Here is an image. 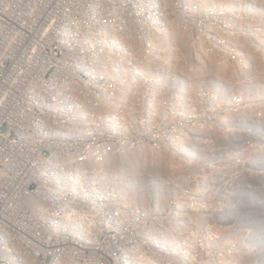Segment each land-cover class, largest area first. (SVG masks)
I'll list each match as a JSON object with an SVG mask.
<instances>
[{
	"label": "rangeland",
	"instance_id": "1",
	"mask_svg": "<svg viewBox=\"0 0 264 264\" xmlns=\"http://www.w3.org/2000/svg\"><path fill=\"white\" fill-rule=\"evenodd\" d=\"M208 1L213 0L154 2L162 16L140 18L139 34L130 37L138 44L127 50L130 58L147 57L152 63L134 75L128 73L131 64L123 67L129 94L140 96L108 101V108L114 101L126 128L120 127L119 138L105 141L111 154L140 150L150 158L151 165L137 170L140 199L150 179L165 188L145 196L144 204L120 201L124 207L117 217L113 202L119 195L107 194L105 259L95 264H264V231L259 236L264 227V125L251 131L250 115L243 114L255 106L264 115V79L253 75L249 58L251 52L264 57V31L259 30L264 12H258L260 24L255 22L252 30V7L244 0L238 10L232 0ZM259 5L264 9V2ZM180 9L188 15H178ZM171 29L178 36H171ZM227 37L245 39L250 49L241 50ZM230 108H238L242 119L227 117ZM117 171L107 165L110 175L119 174L121 189H127ZM160 194L164 205L158 202ZM254 197L263 205L252 210L245 200Z\"/></svg>",
	"mask_w": 264,
	"mask_h": 264
},
{
	"label": "built area",
	"instance_id": "2",
	"mask_svg": "<svg viewBox=\"0 0 264 264\" xmlns=\"http://www.w3.org/2000/svg\"><path fill=\"white\" fill-rule=\"evenodd\" d=\"M160 1L200 0H0V264L105 259L107 194L117 217L125 190L108 182L105 140L120 132L113 114L80 112L123 93L139 61L127 43Z\"/></svg>",
	"mask_w": 264,
	"mask_h": 264
},
{
	"label": "bare ground",
	"instance_id": "3",
	"mask_svg": "<svg viewBox=\"0 0 264 264\" xmlns=\"http://www.w3.org/2000/svg\"><path fill=\"white\" fill-rule=\"evenodd\" d=\"M203 1V0H202ZM215 1H218V0H213V1H208V2H215ZM229 1V0H228ZM231 1V0H230ZM234 1L235 4H237V10L240 9V5L239 3L243 0H232ZM206 2V1H205ZM227 2V1H226ZM245 2H247L251 7H252V13L251 14V17L253 18L249 23L251 24L252 26V30H253V24L256 22L257 24H260V20H258V12H264V9H262V6L259 5L257 8L255 7L256 5L260 4V2H264V0H245ZM244 22V21H243ZM246 23V22H244ZM246 26V25H245ZM260 26H257V28H259ZM260 31H264V28H261L259 29ZM164 31V30H163ZM171 36L173 37H176L178 36V31H176L175 29H171ZM251 33H254V31H252ZM152 32L151 33H145V38L148 39V40H151L152 39V36H151ZM165 36V35H164ZM164 36H162L164 39ZM170 36V38H171ZM166 38V37H165ZM170 38H166L167 40L170 39ZM161 39V38H160ZM166 39H164L166 41ZM147 40V42H149ZM230 41V42H235V39L234 38H228L227 37V41ZM136 41V40H135ZM133 41L131 43V45L133 46H137V42ZM161 43H164V41ZM236 43V47L238 48H241V50H245V51H248L250 49V47L247 45V41L245 39H240L238 42H235ZM132 47H128V50H131ZM152 50V48L150 49ZM144 54L148 55L146 53V51H143ZM253 53V54H252ZM256 53L254 52H251V56L249 58H251L252 60V64L251 65V72L254 73L253 75L256 76V77H260L261 79H264V67L262 68V66H264V57H258V56H255ZM139 61L138 62H134L133 63V67L132 69L130 68V70L128 71V73H131L132 74V71H143L146 66L150 65L151 62H149V58L147 57H139L138 59ZM203 60V59H202ZM158 61H156L155 63H157ZM203 63V62H202ZM205 63V61H204ZM262 65V66H261ZM253 66L255 68L256 71L253 70ZM258 66H260L261 68L258 69ZM261 70V71H260ZM258 71L260 73H258ZM232 74V73H231ZM237 71L234 70V73H233V76H237ZM244 75H247V71H245V74ZM123 76V75H122ZM125 77V75H124ZM217 77V79L215 80H219V77L218 75L216 76L215 75V78ZM215 85H217L216 81H213ZM130 83L122 80L121 81V87H122V90H123V93L120 94V95H117L116 98H117V102H118V98L121 97V98H125L126 95H131V96H140V93L136 92L135 94H129L128 92V88H130ZM251 88V91L255 90L254 89V86H250ZM255 88H258L260 90V85H256ZM137 89V87L135 88V90ZM259 92V91H258ZM121 93V92H120ZM113 99V98H111ZM110 100V99H109ZM247 100V99H246ZM253 100V99H252ZM255 101V100H254ZM111 105L109 108H107L106 110L104 111H101L100 108V104L95 102V103H90V104H83V108L80 112V116L83 118V119H86L88 116H90V123L93 124L96 120H101L104 118V121L105 122H108L106 120V117L107 115L109 114H113L115 116V123H112L113 125H116V129H115V132L116 133H119L121 132L120 131V127H122V130H125L126 128V125H122L120 119H119V115H118V110L117 108L115 107V104H114V101L111 100ZM248 102V101H247ZM253 103V102H252ZM258 103V102H257ZM254 105V103H253ZM257 105V104H256ZM251 106V104L249 105ZM258 106V105H257ZM260 106V105H259ZM258 106V107H259ZM255 106H253L251 109L252 110H245L243 112V114H247L250 115L248 116L247 118V122L251 124V131H253L254 129H257L259 126H262L264 125V115H260L258 113H256L257 111H255ZM244 108V106L242 107ZM261 108V107H259ZM231 109V108H230ZM239 109H240V106H239ZM254 109V110H253ZM257 109V108H256ZM258 110V109H257ZM243 111V109H242ZM238 114H242L240 113V110L238 111V108H237V111L235 112V110L233 111L231 109V111L229 112L228 116L227 117H234L236 118V120H240L242 119V116H239ZM230 115V116H229ZM222 116V115H221ZM228 120V119H227ZM117 123L120 125V127L117 126ZM255 127V128H254ZM235 128V127H234ZM237 130V129H236ZM228 131V130H227ZM224 132V130H223ZM226 132V131H225ZM232 132V131H231ZM225 135V134H224ZM217 136V135H215ZM223 136V135H221ZM221 138L219 137H214V140L215 141H218L220 140ZM142 151L139 150V152L137 153H125V152H120V154L118 153V150L116 152V154H111V153H108L106 154V163L108 166H111L115 169V170H119L117 172H122L121 173V177H124L128 183V187L127 189L124 190L123 192V195L121 194L120 196L122 197L123 199V202L127 205H130V204H133L135 200H137L139 203L141 204H144L145 201H144V197L149 195V193L151 194V192H158V195L159 193H161V191L165 188V186H163V183H159L158 185H153L152 184V179H150L148 182H147V185H150V188H146V190L144 191V195L141 197H138L139 195V192H140V187H141V181L139 179V177L141 176L140 174V170L137 171L139 168H142V167H146L147 165V162H148V165H151L149 164L150 163V158L147 157L146 159H144L142 157V154H141ZM131 155V158L128 159L126 158V156H129ZM127 159L128 161V164L126 166H128V169L126 170V166H125V160ZM120 166H122L121 168V171H120ZM130 168V169H129ZM154 170H158L160 168V165L159 166H156V165H152V168ZM126 175V176H124ZM142 175H147L149 176L150 174H144L142 173ZM109 177L112 179V185H116V186H120V184H117L118 183V179L120 178L119 177V174L116 173V174H113L111 176L108 175V182H109ZM150 182V183H149ZM135 187H137V190L135 189ZM254 199V200H252ZM250 198V199H246L245 203L247 204L248 208H255L256 206H261L263 205L261 203V205H259L258 201H256L255 197L254 198ZM263 200H264V197H263ZM256 201V202H254ZM158 202L162 205L165 204L166 200H165V196H162L160 194V196H158ZM180 203V202H179ZM143 208H145L146 210H150L152 209V205L150 206V208H148L147 206L145 205H142ZM210 216V215H209ZM264 231V227L261 229V232L259 233V236L263 235ZM262 252V251H261Z\"/></svg>",
	"mask_w": 264,
	"mask_h": 264
}]
</instances>
